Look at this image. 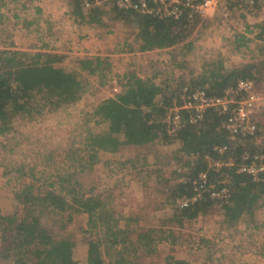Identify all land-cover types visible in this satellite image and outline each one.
<instances>
[{"label":"trees","instance_id":"obj_1","mask_svg":"<svg viewBox=\"0 0 264 264\" xmlns=\"http://www.w3.org/2000/svg\"><path fill=\"white\" fill-rule=\"evenodd\" d=\"M244 1L225 0L231 12L245 19L252 8ZM74 2L83 7L82 0ZM79 6L76 13L82 16ZM101 8L104 6L100 4L88 7V20L101 21L98 17L105 12ZM107 10L112 21L130 25L134 30L131 41L125 37L124 49L167 48L168 65L173 70L162 75L161 71L139 74L134 69L118 73L117 91L99 99L91 110L83 113L84 126L69 137L62 146L63 153H57L63 164L54 158L52 150L44 154L45 167H39L34 156L32 162L22 157L9 160L11 164L4 173L15 172L27 181L23 180L10 196L0 194V264H80L76 256L77 239L68 226L82 213L91 223L79 240L86 246V264H105L116 246L133 251L134 263L143 264L145 257L158 253L157 243L175 240L185 222L214 210H219L230 224L253 223L258 210L264 221V171L258 179H253L250 174L236 170L242 152H264V142L249 144V137L230 138L223 126L227 112L216 106L207 107L196 122L185 120L173 134L166 132L163 120L166 110L179 101L184 85L201 87L218 96L234 87L239 78L252 79L256 86L259 61L254 50L248 49L249 59L237 62L227 63L219 55L208 61L207 68L193 74L191 69L185 71V57L193 48L190 36L195 28L209 23L208 16L189 15L185 10L178 18H161L122 9L113 3ZM256 26L245 24L247 31H255L257 37L264 39V23ZM0 32L6 37L12 34L3 25L2 16ZM6 37L0 41L7 43ZM251 40L252 36L246 32L235 30L228 42L241 50ZM65 56L59 52H29L0 46V154L5 159L20 142L9 139L10 135L15 138L18 132L17 119L33 120L45 110L52 111L77 101L86 91L84 72L103 77V61L99 55L75 56L67 61ZM92 121L101 123L102 128L89 126ZM158 144L166 150L156 148ZM125 146L139 149L138 154L164 156L163 160L154 159L151 167H145V176L154 177L162 186V198L147 202L153 213L132 212L117 217L109 198L95 192L93 184L85 178L99 160L100 151L115 153ZM214 146L225 147L219 153ZM23 151L27 155L32 153L27 148ZM207 153L224 161L230 159L232 163L214 169L208 166ZM200 170L206 171L208 181L216 188L226 186L229 196L213 198L206 190L188 205H177L176 197L191 196L194 192L193 180ZM165 207H168L166 213L156 214ZM152 216L156 221L149 220ZM120 218L122 222H118ZM190 237L186 242L197 241L196 247L203 242L212 243L208 238ZM262 248L259 253L264 256ZM115 256L108 260L109 264H125L121 255ZM164 259L165 264H191L172 254Z\"/></svg>","mask_w":264,"mask_h":264},{"label":"rangeland","instance_id":"obj_2","mask_svg":"<svg viewBox=\"0 0 264 264\" xmlns=\"http://www.w3.org/2000/svg\"><path fill=\"white\" fill-rule=\"evenodd\" d=\"M72 1L75 4L74 0ZM111 3L102 2L100 4L104 6L101 9L105 11L98 17L101 21L86 24L89 31L87 33L88 38H98L97 43L90 45L85 42H88V40L84 39L77 40L79 41L78 44L72 38L74 41L69 43L70 48L67 46L61 48V52L66 55L65 61L75 56L99 55L103 61L102 67L105 76L98 77L96 74L84 72L82 76L86 91L77 101L52 111L45 110L33 120L24 119L25 121H22L17 119L15 121L18 132L15 133V138L10 135L9 139L10 142L16 139H19L20 142L13 153L7 154V159L0 154L1 195L10 196L12 191L24 182L23 180L27 181V179L21 178L15 172L4 173L5 168L11 164V161L9 162L10 159L19 160L22 157L26 161L32 162L31 158L34 156L33 160H36L35 163L39 167H45L47 162L43 160L44 154L52 150L54 158L59 163H64L59 161L60 156L57 153L62 152V146L67 144L69 137L84 126L81 119L83 113L91 110V106L99 99L112 95L117 91L118 79L116 76L118 73H122L126 69H134L139 74H151L153 71H161L160 75H162V73L166 74L173 70L168 65L169 55L164 48L145 51L124 49L125 37H129L128 40L131 41L134 30L130 25L111 20L107 10ZM229 10L223 23L220 22L221 17L216 12L208 15L209 23L206 26L197 27L193 30L190 36L193 41V48L185 57V65L187 66L185 71L187 72L188 69H191V72L196 74L207 68L208 61L219 55L227 63L237 62L244 58L247 60L250 58L249 50H254L259 61V79L255 87L260 93H264V39L257 37L255 31H247L245 27L246 23L253 25V28H257L256 25L260 22L264 23V13L252 8V11L244 19L239 13ZM228 24L233 30L246 32L252 36V40L249 41L247 47H243L241 50L229 47L228 40L232 36L228 32ZM3 25L8 32L11 31L12 26L6 22V18H3ZM84 30L86 31L85 27ZM20 31H16L15 35H12L13 38L11 37V40L13 43L9 41L11 46L1 41L0 46L5 45L16 50H20V47H25ZM16 36L19 38L17 45L14 44V37L16 38ZM4 37L6 35L0 32V38ZM6 38H10V36ZM73 45L77 46V50L72 47ZM38 50L35 49V51ZM51 51L59 52L56 49ZM174 68V70L179 72L180 69L178 67ZM254 115L258 129L255 136L248 141L249 144L264 142V99ZM88 125L96 126L98 129L103 126L101 123H95L94 121ZM155 147L166 150L165 147L159 144L155 145ZM25 148L32 151V153L27 155L23 151ZM138 150L133 146H125L115 153L100 151L99 160L94 163L91 171L85 176L93 184L95 192L109 198L110 205L115 208L114 211L117 217L132 212H141V214L153 213L147 202L154 198L159 200L163 196L160 191L162 186L154 181V177L147 178L145 176V167H151L153 165L151 162L154 159L161 158L163 160L164 156L161 154L156 156L144 152L138 154ZM167 166H164L166 170H168ZM144 205H147V208L143 207ZM166 208L168 207L156 211V214L158 212L166 213ZM149 220L156 221V217L152 216ZM122 221V218L118 220V222ZM89 224L91 223H89L86 214L82 213L76 215L68 226V229L73 232L77 239L76 256L80 264H86V246L79 240L85 234L83 230L90 228ZM190 236L196 240L199 237L208 238L212 243L203 242L201 246L196 247L197 241L186 242L188 238L192 239ZM263 243L264 221L260 210L256 213L255 221L249 224L245 223V221H237L234 224H230L219 210H214L206 216H198L195 220L185 222L180 229V236L175 240H171V242L163 240L157 243L158 253L145 257L143 264H165L164 257L168 254H172L177 259H187L191 264H217L221 260L230 261V258L236 256L242 258L243 255L249 253L254 254V251L258 252L257 250H261L260 248L264 246ZM111 254L112 257H106L105 264H109L108 260H113L112 258H114L115 254L121 255L125 264H135L133 251L124 249L122 246L114 247ZM257 254L260 255V253Z\"/></svg>","mask_w":264,"mask_h":264},{"label":"built area","instance_id":"obj_3","mask_svg":"<svg viewBox=\"0 0 264 264\" xmlns=\"http://www.w3.org/2000/svg\"><path fill=\"white\" fill-rule=\"evenodd\" d=\"M102 2H112L122 9L136 10L140 13L153 14L158 17L178 18L185 10L187 14H199L208 16L218 12L220 22H224L230 11L225 0H82L85 8L93 4ZM244 4L249 8H255L264 13V0H245ZM238 6H241L238 4ZM248 14V13H247ZM231 36L235 30L227 25ZM264 93L255 87L254 81L249 78H239L234 87H229L223 96L209 94L201 87H188L184 85L179 96V101L170 106L163 117L168 134L175 133L185 120L196 122L202 118L203 111L209 106H216L227 112L223 126L228 131L230 138L253 137L255 136L258 124L255 119V112L261 106ZM186 111L183 112L182 110ZM220 153L225 146H214ZM208 166L219 169L223 164H231L232 161H224L220 156L210 153L205 154ZM236 170L246 172L253 179L260 177V172L264 171V152H242L241 160L236 164ZM193 190L191 196L176 197V204L186 206L195 200L203 191L208 190L213 198H226L230 192L226 186L216 188L215 184L208 181L205 170H200L197 177L193 180Z\"/></svg>","mask_w":264,"mask_h":264},{"label":"crops","instance_id":"obj_4","mask_svg":"<svg viewBox=\"0 0 264 264\" xmlns=\"http://www.w3.org/2000/svg\"><path fill=\"white\" fill-rule=\"evenodd\" d=\"M76 10L77 5L72 0H0V16L6 18V22L12 26V34L5 44L9 46L13 43L11 37L13 38L16 31L19 30L23 36V43H25V47L19 49L29 52H33L35 49H39L38 51L56 49L59 53H64L61 52V48L65 46L70 48L69 43L74 41L73 39L78 44L79 41L77 40L84 39L88 40L85 42L90 45L97 43L98 38H88L87 33L89 31L86 26L87 23L93 24L95 21L88 20L89 15L86 8H82L83 17L78 15ZM86 15H88L87 18ZM84 27L86 28V31L84 30L86 36L83 31ZM18 40L17 36L14 37V44L17 45ZM52 46L54 47L52 48ZM72 47L77 50L76 45ZM164 49L168 51L167 48ZM233 49L237 48L233 47ZM259 252L260 250L254 251V254L249 253L243 255L242 258L236 256L230 258V261L221 260L217 264H264V256L257 254Z\"/></svg>","mask_w":264,"mask_h":264}]
</instances>
